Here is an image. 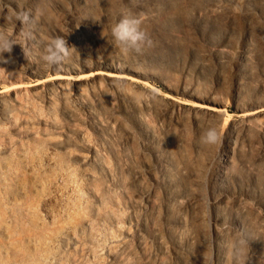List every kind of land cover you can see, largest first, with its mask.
<instances>
[{"label": "rangeland", "instance_id": "1", "mask_svg": "<svg viewBox=\"0 0 264 264\" xmlns=\"http://www.w3.org/2000/svg\"><path fill=\"white\" fill-rule=\"evenodd\" d=\"M14 11L34 38L0 62V264H235L240 233L264 264V0H0L24 44ZM122 13L153 47L120 52Z\"/></svg>", "mask_w": 264, "mask_h": 264}, {"label": "clouds", "instance_id": "2", "mask_svg": "<svg viewBox=\"0 0 264 264\" xmlns=\"http://www.w3.org/2000/svg\"><path fill=\"white\" fill-rule=\"evenodd\" d=\"M16 21L21 25L19 36L23 39L24 44L19 43L11 33L0 29V62L8 63L4 54L9 56L13 52L14 45L19 44L22 47L23 53L27 58L29 50L27 42L34 38L33 29L34 24L29 14L25 11L13 12ZM142 19L131 13H122L120 18L112 25L111 35L113 43L120 50V52L127 56L131 53L142 54L147 49L154 46L153 40L142 29ZM68 46L65 36L57 35L49 37L40 52V59L49 69H60L63 64L71 57L72 50ZM123 88V85H121ZM155 99V90L151 96L143 93H138L136 96L137 102ZM221 140L218 129L210 126L201 136V143L206 145H215ZM249 241L243 233L238 234L229 246L230 256L235 264H249L248 249Z\"/></svg>", "mask_w": 264, "mask_h": 264}, {"label": "bare ground", "instance_id": "3", "mask_svg": "<svg viewBox=\"0 0 264 264\" xmlns=\"http://www.w3.org/2000/svg\"><path fill=\"white\" fill-rule=\"evenodd\" d=\"M67 37H68V38H67ZM69 38L71 39V37H70L69 35H66V39H67V42H68V43L70 42V39H69ZM92 72H93V71H92ZM92 72L90 73V75L93 76L94 74H98V72H100V71L93 72V73H92ZM34 74H36V76H41V75H42V72H41V71H40V72L38 71V72H34ZM104 74H106L107 76H110V77H111V76H117V75H115V73L107 74V73L104 72ZM90 75H89V76H90ZM60 76H61V75H60ZM82 76H83V75H82ZM119 76H120V75H119ZM121 76H122V75H121ZM121 76H120V77H121ZM124 76H126V75H124ZM60 78H61V77H60ZM202 107H203L204 109H206V110H209V107H206V106H204V105H203ZM257 110H258V109H257ZM254 111H255V110H254ZM252 113H253V112H250V113H248V114L250 115V114H252ZM247 117H248V116H247ZM226 138H227V137H226ZM41 183H42V182H41ZM30 235H31V234H30ZM15 247H16V246H15ZM55 259H56V258H55ZM56 261H57V260H56Z\"/></svg>", "mask_w": 264, "mask_h": 264}]
</instances>
